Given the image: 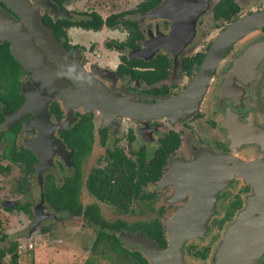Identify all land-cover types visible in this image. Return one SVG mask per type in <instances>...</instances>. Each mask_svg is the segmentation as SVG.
<instances>
[{"label": "flooded vegetation", "instance_id": "obj_1", "mask_svg": "<svg viewBox=\"0 0 264 264\" xmlns=\"http://www.w3.org/2000/svg\"><path fill=\"white\" fill-rule=\"evenodd\" d=\"M100 1L105 0H47L66 15H54L45 4L38 11L73 70L61 69L60 60L51 59L38 45L37 51L23 50L18 43L31 38L28 29L0 27L12 32L9 38L24 66L15 60L20 70L15 107L6 102L12 84L0 78V132L17 126L13 144L36 157L33 171L40 157L49 156L51 163L41 176L29 175L28 189L21 194L30 193L38 182L42 196L48 176L58 188L75 176L82 206L106 203L87 189L86 181L94 171L107 170L111 154L126 158L127 167H133L128 174L147 173L144 168L158 162L157 178L131 179L127 208H113L133 213V202L148 203L150 219L145 222L159 223L163 241L157 243L139 229L112 231L142 234L164 250L165 221L192 201L198 204L194 214L200 215L201 234L182 242L179 264H264V25L225 49L200 97L189 106L168 115L146 112L147 105L184 93L220 32L239 17L264 9V0H152L146 9H141L144 0H106V8ZM112 4L118 9L112 10ZM0 11L20 21L1 0ZM93 13L102 20L117 14L116 24L97 30L75 24L90 20ZM45 17L74 24L62 26L64 33L55 35ZM3 42L12 56L10 41L0 39ZM73 80L93 81L107 93L102 100L94 99L81 93ZM25 101L27 111L16 120L6 119ZM122 102L134 107L133 115L124 113ZM8 143L0 137L1 149ZM54 150L58 154L51 156ZM83 195L91 202L83 203ZM44 206L55 217L65 213L80 226L111 230L81 215L55 211L45 201ZM231 226L233 234L224 244ZM118 247V264H152L138 246L118 241Z\"/></svg>", "mask_w": 264, "mask_h": 264}, {"label": "water", "instance_id": "obj_2", "mask_svg": "<svg viewBox=\"0 0 264 264\" xmlns=\"http://www.w3.org/2000/svg\"><path fill=\"white\" fill-rule=\"evenodd\" d=\"M5 2L18 16L20 19V25H14L13 22L9 23L11 27H3L0 23V27L3 29L28 31L31 34L26 42L19 41L20 47L25 51H30L32 49L37 51V45L40 46L45 54H47L51 59L60 60V67L63 70H73L74 67L71 64V60L68 58L64 47L55 39L50 28L42 23L41 16L37 10V7L30 3L29 0H1ZM45 6L54 15H66V12L56 8L50 2H44ZM1 16V15H0ZM3 18H6L4 16ZM7 21L9 20L6 18ZM13 21V20H12ZM9 22V21H8ZM264 25V9L255 11L246 15H243L230 23L226 28H224L220 34L214 39L208 48L200 66L198 73L192 80L189 88L184 91L180 96L176 97L170 101H160L157 104L147 105L146 112L151 116L154 115H168L182 110L189 106L192 102L200 97L203 92L212 68L219 60L225 49L236 39L242 36L247 31ZM1 40L8 39L11 43V54L14 59L21 65V61L18 59L15 49V43L9 37H0ZM36 43V45H35ZM65 62V64H62ZM24 67V66H23ZM78 75V74H77ZM76 83L77 89L81 93H85L94 99L102 100L107 92L103 87L97 85L93 81L81 82L73 80ZM84 94V95H85ZM27 101L20 106L14 113L7 115V118H12L16 120L25 111ZM124 113L127 115H133L134 107L132 105L123 103L120 106ZM9 123L4 121L3 125L7 126ZM49 155V154H48ZM49 156L40 157L37 164V176L48 166ZM3 207H15L18 205L16 200H6L1 203ZM44 208V200L40 195L39 200L33 206V216L31 225L33 227L43 218L42 209ZM198 209V204L194 202H188L182 208L175 212L173 216L168 218L165 222V231L167 239V247L164 250H159L156 245L149 241L142 234L129 235L126 240L128 244H134L140 248L142 253L148 257L152 264H179V253L181 249V244L184 240L196 237L201 234L200 232V215L194 214ZM34 229V228H33ZM232 226L229 227L224 234L222 243H228L233 234Z\"/></svg>", "mask_w": 264, "mask_h": 264}, {"label": "trees", "instance_id": "obj_3", "mask_svg": "<svg viewBox=\"0 0 264 264\" xmlns=\"http://www.w3.org/2000/svg\"><path fill=\"white\" fill-rule=\"evenodd\" d=\"M55 1L60 3L63 0ZM151 3L152 0H144V3H142L144 5L141 6V9L148 8ZM145 4L146 7H144ZM116 17L117 14H112L102 20L98 15L93 13L91 14L90 20L77 22L75 24L87 29L97 30L100 29L103 24L110 27L114 26L116 24ZM43 20L52 28L55 35L64 33L62 26H68L72 23L74 24V22L59 18L55 19V21H51L50 18L45 17ZM19 71L18 63L8 52L7 43H0V78L11 83L13 88L12 93L8 95V100L6 101L8 107H15L19 103L18 99H20V97L16 95ZM16 131L17 126H11L0 132V137L7 139L9 142L0 150V157L8 162L6 164L0 163V175H7L11 164L17 165L21 172V177L16 183V189L22 193L28 189L29 175L33 171V164L36 161V157L25 149L17 150L15 148L13 139ZM109 160L107 170H96L88 175L86 187L98 200L112 205L116 210L123 211L127 208L129 203L128 192H130L129 189L133 187L130 184L131 179H135V182L154 180L158 176L160 165L157 162L156 167H153L152 163H150L149 166L144 168L147 170V173L141 171V173L137 175L125 172L126 170H133V167H127V160L123 155L117 153L111 154ZM78 188L79 182L75 176L65 178L60 188L56 187L52 182V178L48 176L42 187V196L49 207L55 211L64 210L68 211L71 215H81L83 218L111 230H118L120 228L125 230L139 229L144 232L149 239H152L157 243L163 241V234L160 225L156 221H137L131 224L122 220H114L112 222L105 221L99 213V207L97 204L90 203L82 206L78 199ZM30 206V202L25 201L17 206L16 209L23 210L24 212L26 211V214L30 215ZM8 209L9 208H6V210ZM5 238H7V235L3 230L2 220L0 218V242L5 240ZM102 239H112L114 242L111 245L112 248L116 252L119 251L118 240L115 236L103 231L97 232L91 248L95 249L98 242ZM16 245L17 242L14 240L8 241L6 246L0 244V264L4 263L6 257L10 264H17L19 254L17 253ZM83 264H93V262L90 259H85Z\"/></svg>", "mask_w": 264, "mask_h": 264}, {"label": "rangeland", "instance_id": "obj_4", "mask_svg": "<svg viewBox=\"0 0 264 264\" xmlns=\"http://www.w3.org/2000/svg\"><path fill=\"white\" fill-rule=\"evenodd\" d=\"M45 1L47 0L41 2L40 0H32V3L41 12L42 4ZM105 1H100L99 3L106 8ZM107 1L117 2L118 0ZM110 7L114 8L113 4ZM116 9L118 8L112 10ZM0 15V23L2 25L4 23L3 27H11L9 24L11 22H13V26L15 24L20 25L18 20L4 15L2 11H0ZM4 16L9 19V22L6 18H3ZM25 84L28 88H31L29 82ZM62 125L61 122L57 126ZM53 154L58 153L54 150L51 156ZM0 163L6 164L8 162L0 157ZM47 167L39 174L40 176L48 169ZM36 171L37 168L31 173V176L36 174L37 177ZM20 177L21 172L15 164L10 165V170L7 175H0V218L2 220L3 230L7 235V238L2 240L0 244L6 246L7 242L11 240L16 241L17 244H32L31 249L24 250L19 254L17 264H83L85 259H90L93 264H118L121 255L112 248L111 245L114 243L112 239H102L98 242L95 249L91 248L93 238L97 232L96 230H99L94 225H91L92 228L89 226L87 228L85 225L80 226V222L65 213H59L55 217L43 208V218L33 227L31 225L33 206L40 198L39 183L36 182L31 186L30 193L22 195L16 189V183ZM82 197L84 198L83 203L91 202V199H88L84 195ZM6 200H17L19 204L29 201L31 204L29 207L30 215L26 214V211L24 212L14 207H9L6 210V207L1 205ZM98 206L102 218L107 222H112L117 218L123 219L126 222L135 220L146 221L150 219V212L148 211L149 204L144 201H135L132 203L133 213H120L107 203H100ZM108 233L115 236L118 241L126 243V245H132L128 244L126 240L129 235L139 234L112 230H109ZM3 264H10L7 257Z\"/></svg>", "mask_w": 264, "mask_h": 264}, {"label": "built area", "instance_id": "obj_5", "mask_svg": "<svg viewBox=\"0 0 264 264\" xmlns=\"http://www.w3.org/2000/svg\"><path fill=\"white\" fill-rule=\"evenodd\" d=\"M31 248H32V244L31 243H28L26 245L19 243V244L16 245V250H17L18 254H21L22 251L27 250V249H31Z\"/></svg>", "mask_w": 264, "mask_h": 264}, {"label": "bare ground", "instance_id": "obj_6", "mask_svg": "<svg viewBox=\"0 0 264 264\" xmlns=\"http://www.w3.org/2000/svg\"><path fill=\"white\" fill-rule=\"evenodd\" d=\"M11 33L9 31H0V36L1 37H11Z\"/></svg>", "mask_w": 264, "mask_h": 264}, {"label": "crops", "instance_id": "obj_7", "mask_svg": "<svg viewBox=\"0 0 264 264\" xmlns=\"http://www.w3.org/2000/svg\"><path fill=\"white\" fill-rule=\"evenodd\" d=\"M68 10V9H67ZM17 201V200H16Z\"/></svg>", "mask_w": 264, "mask_h": 264}]
</instances>
